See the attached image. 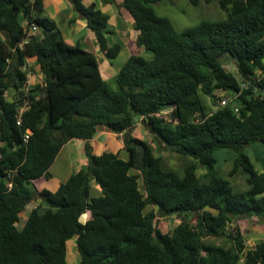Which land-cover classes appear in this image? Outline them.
Instances as JSON below:
<instances>
[{
  "label": "trees",
  "instance_id": "trees-1",
  "mask_svg": "<svg viewBox=\"0 0 264 264\" xmlns=\"http://www.w3.org/2000/svg\"><path fill=\"white\" fill-rule=\"evenodd\" d=\"M69 1L105 57L116 58L122 45L108 43V15L94 3ZM159 1L115 3L129 13L136 42L151 57L130 55L112 89L95 55L64 40L41 0H0V264H67L70 239L78 264H264V239L245 249L236 223L256 217L264 225V172L244 152L254 142L264 145V0H217L223 18L181 31L155 12L152 4ZM31 24L35 33H28ZM28 57L36 58L44 79L25 90ZM226 60L236 75L225 69ZM243 80L251 86L239 92ZM217 90L239 92L238 110L228 103L207 112L202 95L219 103ZM8 91L12 101L5 100ZM24 99L28 106L17 124ZM166 105L171 108L160 111ZM137 122L151 135L150 144L132 136ZM98 126L122 133L128 159L92 153L88 141ZM73 138L85 142L86 165L56 190H37L33 181L50 177L49 167ZM132 140L145 146L143 168L134 166ZM160 146L190 156L207 171L199 176L196 163L181 173L164 167L153 152ZM223 148L235 155L227 176L244 174L247 188L235 190L217 172L215 154ZM33 201L18 228L19 213ZM148 205L157 211H145ZM157 214L181 221L163 232ZM209 236L229 237L233 246L207 244Z\"/></svg>",
  "mask_w": 264,
  "mask_h": 264
},
{
  "label": "crops",
  "instance_id": "crops-1",
  "mask_svg": "<svg viewBox=\"0 0 264 264\" xmlns=\"http://www.w3.org/2000/svg\"><path fill=\"white\" fill-rule=\"evenodd\" d=\"M121 1L122 0H115L116 5H119ZM41 2L44 15L56 22L64 40L70 45L80 44L82 48L94 54L98 62V69L101 77L108 83V85L110 81L115 83V76L121 65L130 55H132L131 47H134L135 44L137 48H140L136 42L138 32L133 28V20L131 19L129 13L122 7L118 8L115 4L103 2L102 0H84L86 4L94 3L96 8L108 15L109 27L113 31L112 34H108L107 36V40L108 38L110 39L108 43L111 44L117 41L122 45L116 58L109 61L105 57L104 53L99 49V46L96 43L95 35L88 28L86 20L77 14L69 0H41ZM122 33L125 35L124 38H116V35ZM127 33L129 34L127 35ZM123 51L127 52L125 56H123ZM119 58H121V61L118 63L117 59ZM25 61L26 63L24 69L26 71L27 79L23 88L30 89L36 85H41L43 83L44 76L40 71L36 58L28 57ZM7 93L10 94V96L5 97L4 95L5 100L12 101L14 99V93L12 91H8L5 94ZM131 134L133 137L144 140L150 144L151 135L139 122L135 124ZM84 143L85 142L83 140L78 138H73L66 142L48 169L50 177H40L33 181L36 189L41 190L46 188L54 191L73 172L85 166L87 159L84 155ZM88 143L90 144L91 151L94 154H100L104 151L114 153L117 152L122 159H128V152L123 146L122 133H114L104 126H98L96 132ZM133 172L135 171L133 170ZM92 194H99L98 186H94L92 188ZM88 218L89 213L86 212L82 220L85 221ZM72 264H75V261H73Z\"/></svg>",
  "mask_w": 264,
  "mask_h": 264
},
{
  "label": "rangeland",
  "instance_id": "rangeland-1",
  "mask_svg": "<svg viewBox=\"0 0 264 264\" xmlns=\"http://www.w3.org/2000/svg\"><path fill=\"white\" fill-rule=\"evenodd\" d=\"M155 12L158 15L168 17L176 30L181 31L185 28L194 26L199 21L204 19H221L224 17V12L220 9L217 0H197L195 4L192 3L191 0H163L152 4ZM124 28V27H122ZM129 33H127L128 35ZM125 35L119 34L116 35V38H124ZM131 39V37H130ZM108 41L110 39L108 38ZM137 45V44H136ZM140 46V45H139ZM132 54H141L146 58L151 57V52L144 49L143 46L137 48V46L131 47ZM127 54L126 51H123V56ZM121 58L117 59L119 63ZM264 63V58L262 59ZM225 69L234 75H236V67L232 60H226ZM109 86L112 89H116V83L112 81L109 82ZM10 93V92H9ZM215 94L219 97V90L215 91ZM10 94H5V97H9ZM204 105L207 112L213 111L217 109L220 105L217 101L216 103H212L208 96L202 95ZM163 115L168 116L167 112L164 111ZM154 154L161 155L163 158V165L166 168H170L178 173H181L183 168L189 164L196 163L197 165V174L202 176L207 170L204 165L199 164L193 158L187 155H182L178 153L172 152L169 148L165 146H160L159 148H155L153 150ZM244 152L248 155L249 159L255 166L258 171L264 172V145L257 141L246 147H244ZM217 163L215 164L217 172L222 176H227V172L230 170L234 153L229 149H220L216 151ZM135 172L137 170L134 169ZM245 175L238 173L232 177H228L230 183L232 184L235 190H243L248 187L245 184ZM139 186L141 188V178L138 179ZM37 204V201H33L26 205L24 210L19 215V221L17 223V227L20 228L24 223L25 216H27L28 210L34 207ZM154 210L157 211L155 207L152 205H148L145 211ZM84 215L82 216L83 219ZM186 219L193 224L195 222V215L193 213H189L186 216ZM181 221V218L178 215H167L162 216L157 214L156 217V227L159 228L163 232L170 231L176 224ZM237 226L240 229L242 234L243 243L245 245V249L252 248L258 241L264 239V225L256 218H244L240 219L237 222ZM204 242L207 244H218L225 247H232L233 241L226 236L219 237H206ZM74 259V260H73ZM75 261V264L79 261V254L75 247V242L73 239H70L66 242V262L67 264H72ZM240 264H243V261H240Z\"/></svg>",
  "mask_w": 264,
  "mask_h": 264
},
{
  "label": "built area",
  "instance_id": "built-area-1",
  "mask_svg": "<svg viewBox=\"0 0 264 264\" xmlns=\"http://www.w3.org/2000/svg\"><path fill=\"white\" fill-rule=\"evenodd\" d=\"M36 30H37L36 25L35 24H31L28 33H35ZM261 75H262V73L258 72L257 76H256V79L258 80ZM250 82L251 81H249V80L241 81L240 82V87H239V92H241L242 90L247 89L248 87H250L251 86ZM219 93H220V96L218 97V101H219V104L221 106H225V105H227L229 103V104H231V106L234 109V111L238 110V107H237V105L235 103L238 93L228 94L224 90H219ZM27 106H28V100L24 99V101L17 107V110H16V118H17L16 123L17 124H20V122H21V114L27 108ZM27 137H28V131H27V133H25V135L23 137V140L26 141ZM8 185L10 186V183H8Z\"/></svg>",
  "mask_w": 264,
  "mask_h": 264
},
{
  "label": "water",
  "instance_id": "water-1",
  "mask_svg": "<svg viewBox=\"0 0 264 264\" xmlns=\"http://www.w3.org/2000/svg\"><path fill=\"white\" fill-rule=\"evenodd\" d=\"M171 108V105H166L160 111H163L165 109ZM131 147H134L136 149V155L134 157L133 163L134 166L143 168L145 165L144 155H145V146L142 142L134 141L132 140L130 142Z\"/></svg>",
  "mask_w": 264,
  "mask_h": 264
},
{
  "label": "bare ground",
  "instance_id": "bare-ground-1",
  "mask_svg": "<svg viewBox=\"0 0 264 264\" xmlns=\"http://www.w3.org/2000/svg\"><path fill=\"white\" fill-rule=\"evenodd\" d=\"M115 4V3H114Z\"/></svg>",
  "mask_w": 264,
  "mask_h": 264
}]
</instances>
